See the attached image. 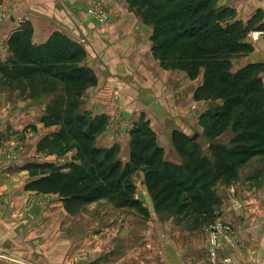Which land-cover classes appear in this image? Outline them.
Returning <instances> with one entry per match:
<instances>
[{
    "label": "trees",
    "instance_id": "1",
    "mask_svg": "<svg viewBox=\"0 0 264 264\" xmlns=\"http://www.w3.org/2000/svg\"><path fill=\"white\" fill-rule=\"evenodd\" d=\"M219 1L128 0L129 8L153 27L151 51L161 68L183 72L192 81L203 76L195 99L221 102L204 116L205 136L211 142L207 148L198 138L174 131L171 142L184 162L168 161L150 121L142 116L130 130L129 161L124 164L118 146H95L108 119L77 116L65 128L78 143L80 162L63 168L27 167L31 180L25 190L58 195L69 210L110 199L119 208L148 217L150 210L137 199L132 180L140 172L156 212L175 210L180 219L195 218L196 227L212 223L217 204L212 187L233 183L240 168L264 157V64L232 70L235 60L254 53L248 37L264 33V14L259 10L245 23ZM34 38V26L27 21L9 36L10 57L4 61L0 56L5 83L57 79L77 98L97 86L94 71L83 66L87 50L80 42L62 32H54L43 43Z\"/></svg>",
    "mask_w": 264,
    "mask_h": 264
},
{
    "label": "crops",
    "instance_id": "2",
    "mask_svg": "<svg viewBox=\"0 0 264 264\" xmlns=\"http://www.w3.org/2000/svg\"><path fill=\"white\" fill-rule=\"evenodd\" d=\"M127 1L109 0L105 10L110 11L111 21L99 24L86 14L90 0H0V11L5 12L4 16L0 12V48L20 27V20L33 24L37 43L47 40L54 32L70 35L86 48L87 58L83 65L93 69L98 78L97 86L85 93L84 106L93 116L109 119V128L99 138L104 145L101 147L119 145L125 148L128 145L130 134L120 137L117 130L113 131L117 116L132 124L145 116L167 156L169 150H174L172 133L188 134L195 125L198 110L206 107L197 105L194 98L203 76L192 81L183 72L162 69L151 51L153 27L134 15L130 17ZM219 6L234 9L238 20L245 23L259 10L264 14V0H220ZM257 33L260 32L248 37L255 47L254 53L235 60L234 72L249 63L264 64V36L255 38ZM262 78L264 81V73ZM124 161H129L128 155ZM5 162L9 161L0 157V264H125L126 257L122 263L104 260L115 250L112 246L105 249L97 245L94 249L92 245L93 251H85L84 236L76 237L75 247L68 246L67 237L62 238L59 230L67 215L25 209L27 199L34 192L25 190V184L19 180L20 173H17L20 171ZM262 216L257 214L251 219L252 224L261 225V228L242 229L236 235L234 250L219 252L217 263L223 264L220 259L231 257V264H264ZM238 221L241 224L244 219ZM57 225L59 229L54 231L53 240L52 231ZM179 235L188 245L181 244L184 241L180 238L178 244L161 243L159 264H214L209 253L208 233L203 235V240L190 237L189 232ZM91 242L95 243L94 239ZM89 254L90 263L85 261ZM74 255L75 258L81 255V259L73 261Z\"/></svg>",
    "mask_w": 264,
    "mask_h": 264
},
{
    "label": "rangeland",
    "instance_id": "3",
    "mask_svg": "<svg viewBox=\"0 0 264 264\" xmlns=\"http://www.w3.org/2000/svg\"><path fill=\"white\" fill-rule=\"evenodd\" d=\"M105 6H109V0H90L86 9L88 18L96 22L99 21V24L111 21V13L108 9L105 10ZM129 10L132 13H129L130 17L134 15L142 20L135 11ZM102 11L106 14H101ZM2 13L5 12L2 11L1 15ZM19 26H22L21 20ZM68 36L73 39L70 35ZM0 56L4 61L10 57L7 43L0 48ZM85 93L77 98L59 80L45 77L7 84L0 74V157L9 161L10 163H5L7 165L9 163L15 171H20L17 172L20 173L19 180L25 184V187L31 180L30 173L26 170L29 166L52 164L63 168L66 165L80 162L78 143L69 135L65 123L75 120L77 116H85L87 120L105 117L93 116L86 111ZM195 100L197 105L198 103L204 104L206 107L198 110L200 113L197 114L195 125L190 128L187 135L192 139L198 135V143L207 148L211 142L205 136L204 116L214 108V105H219L221 102L213 103L197 98ZM121 119L122 117L117 116L114 121V129L110 128L113 131L117 130L120 137H125L130 134L134 124L128 122L129 120L121 121ZM108 128L109 119L105 131ZM103 133L95 141V146L98 148L104 147L99 140ZM227 137L224 136L221 139L223 143L227 142ZM114 146L120 148L119 145ZM129 151L130 141L125 148H120L119 158L123 163L126 156H129ZM166 159L176 161V164L184 162V159L180 158L173 149L168 151ZM132 180L137 187V199L150 210L148 217L137 210L119 208L110 199L69 210L66 209L60 196L37 192L31 194L24 208L67 215L60 229L58 225L53 229V240L56 235L54 231H58V229L61 230L62 238L67 237L68 246L75 247L76 237L84 236L85 251H93L92 245L94 249L97 245L105 249L112 246L115 250L110 254L109 259L104 257V260L122 263L124 262L123 258L126 257L125 264H159L161 262L159 254L161 243L168 242L172 245L174 242L178 244V238L181 239V242L184 241V238L182 239L179 234L184 235L189 232L190 237L203 240V235L207 233L210 235L216 226H230L235 236L242 229L249 231L261 228V225L252 224L251 219L257 214H263L262 217H264V157L256 158L240 168L238 179L233 183L220 182L212 187L217 200V204L214 206L215 219L212 223L199 227H196L195 218L183 220L176 217L175 210L169 213L156 212L146 190L143 174L135 173ZM242 218L244 221L240 224L238 220ZM92 239L95 243L91 242ZM184 243L185 241L181 244ZM145 246L147 247L146 254H144ZM233 250L234 248L229 251ZM90 257L89 254L85 261L90 263ZM74 258L75 255L73 261ZM80 259L81 255L75 258L77 262Z\"/></svg>",
    "mask_w": 264,
    "mask_h": 264
},
{
    "label": "built area",
    "instance_id": "4",
    "mask_svg": "<svg viewBox=\"0 0 264 264\" xmlns=\"http://www.w3.org/2000/svg\"><path fill=\"white\" fill-rule=\"evenodd\" d=\"M101 14H106L104 11ZM2 19L0 18V21ZM99 22V21H98ZM23 24L24 21L21 20ZM264 36L263 32L257 33L255 38ZM237 237L232 233V229L230 226H216L215 229L212 230L210 234V255L212 261L214 263L218 262V253L228 251L232 248L236 247ZM220 262L223 264H231V257H226L224 259H220Z\"/></svg>",
    "mask_w": 264,
    "mask_h": 264
},
{
    "label": "water",
    "instance_id": "5",
    "mask_svg": "<svg viewBox=\"0 0 264 264\" xmlns=\"http://www.w3.org/2000/svg\"><path fill=\"white\" fill-rule=\"evenodd\" d=\"M199 136L198 135H196L195 137H194V139H197Z\"/></svg>",
    "mask_w": 264,
    "mask_h": 264
}]
</instances>
